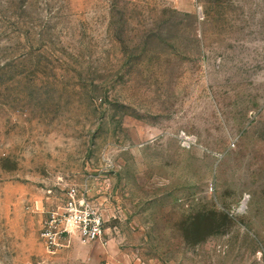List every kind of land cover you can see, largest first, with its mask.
Listing matches in <instances>:
<instances>
[{"label":"rangeland","instance_id":"obj_1","mask_svg":"<svg viewBox=\"0 0 264 264\" xmlns=\"http://www.w3.org/2000/svg\"><path fill=\"white\" fill-rule=\"evenodd\" d=\"M0 264H264V0H0Z\"/></svg>","mask_w":264,"mask_h":264},{"label":"built area","instance_id":"obj_2","mask_svg":"<svg viewBox=\"0 0 264 264\" xmlns=\"http://www.w3.org/2000/svg\"><path fill=\"white\" fill-rule=\"evenodd\" d=\"M40 230L45 248L56 252L68 246L73 237L82 243L108 244V228L102 210L88 197L84 190L72 185L66 199L47 210Z\"/></svg>","mask_w":264,"mask_h":264}]
</instances>
